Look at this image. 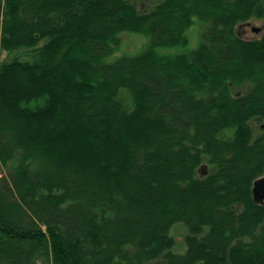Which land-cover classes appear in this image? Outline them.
I'll return each mask as SVG.
<instances>
[{
    "label": "trees",
    "instance_id": "1",
    "mask_svg": "<svg viewBox=\"0 0 264 264\" xmlns=\"http://www.w3.org/2000/svg\"><path fill=\"white\" fill-rule=\"evenodd\" d=\"M0 173V264H264V0H0Z\"/></svg>",
    "mask_w": 264,
    "mask_h": 264
},
{
    "label": "rangeland",
    "instance_id": "2",
    "mask_svg": "<svg viewBox=\"0 0 264 264\" xmlns=\"http://www.w3.org/2000/svg\"><path fill=\"white\" fill-rule=\"evenodd\" d=\"M131 1L134 2L137 8L140 10H150L162 0H131ZM262 23H263L262 21H255L254 23H252L251 26H249L248 24H245L241 27L242 33L246 37H252L253 35H255V33L258 34V32L253 31L252 29L253 26L255 25V26L260 27ZM199 31H200V28L198 26H194L188 31L187 34L189 36V44H188L189 48H194L198 44L199 39H200ZM120 38L122 39L120 48L115 53H113L111 57L108 58V60L115 59L118 56L123 55V54H128V55L136 54L139 51H141L144 48V46L148 43V37L142 33H134V32L125 31L121 33ZM170 51H173V50H167V49L158 50L159 53H167ZM1 57H2V54H1ZM256 130H259V128L256 127ZM175 235H176L177 242H178L177 244L178 246L176 247V249L179 250V252H183L184 251L183 250L184 249V244H183L184 230L178 229Z\"/></svg>",
    "mask_w": 264,
    "mask_h": 264
},
{
    "label": "water",
    "instance_id": "3",
    "mask_svg": "<svg viewBox=\"0 0 264 264\" xmlns=\"http://www.w3.org/2000/svg\"><path fill=\"white\" fill-rule=\"evenodd\" d=\"M254 30L258 31L259 28L254 27ZM252 193L255 201H264V175L254 181Z\"/></svg>",
    "mask_w": 264,
    "mask_h": 264
}]
</instances>
